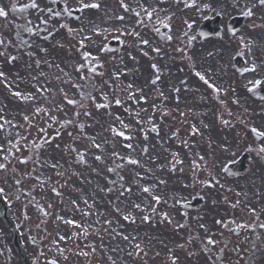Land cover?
<instances>
[{"label":"flooded vegetation","instance_id":"flooded-vegetation-1","mask_svg":"<svg viewBox=\"0 0 264 264\" xmlns=\"http://www.w3.org/2000/svg\"><path fill=\"white\" fill-rule=\"evenodd\" d=\"M33 2L36 8L31 7ZM123 3L128 5L127 12L121 0H0V8L12 19L0 37L6 49V55L0 56V66H5L2 71L10 88V102L18 103L12 91L38 85L41 64L53 71L55 87H48V99L25 101L21 112L38 124L40 135L34 137L39 139L37 150L63 145L69 152L70 141L89 132L91 117H101L104 107L96 105H104L101 101L109 87L131 84L140 96L156 84L159 73L170 83L173 73L183 71L181 67L175 72L168 68L174 56L183 61L192 52L201 59L211 55L214 84L221 89L212 96L213 144H206L194 132L191 153L184 150L178 170L167 169L165 164L158 168L154 165L155 152H151V164L136 169L133 185L127 188L121 170L108 171L103 158L101 194L99 201L90 197V213L97 212L105 221L111 217L114 227L120 232L127 229L133 242L138 241L141 231L147 232L151 251L180 245L191 264H264V152L260 151L264 149V137L257 138L251 132L253 127L264 132V6L257 0ZM85 4L98 7L85 8ZM143 7L158 11L149 20ZM21 8L25 10L19 11ZM248 10L251 16L244 14ZM119 16L124 19H117ZM205 22L213 24L214 30L203 38L200 27ZM8 23L0 21L1 28ZM133 32L139 35L129 34ZM145 39L147 45L139 42ZM11 56L17 59L10 62ZM68 99L75 103L68 104ZM37 108L42 111L37 112ZM198 113L194 104L192 115L198 117ZM230 163H240L244 172L237 175V171H230ZM144 187L150 191L143 192ZM153 196L160 197V202ZM136 204L143 211L135 208ZM125 215L133 218L132 229L123 219ZM145 215L150 217L147 222L143 220ZM43 221L51 224L49 217ZM208 237L215 243L207 245ZM45 239L41 237L42 243ZM120 254L118 262H125V253Z\"/></svg>","mask_w":264,"mask_h":264},{"label":"rangeland","instance_id":"rangeland-1","mask_svg":"<svg viewBox=\"0 0 264 264\" xmlns=\"http://www.w3.org/2000/svg\"><path fill=\"white\" fill-rule=\"evenodd\" d=\"M197 50L199 49L196 48V51ZM4 68L5 66H0L1 70H4ZM44 72L45 71L43 69H39L38 71V87L20 88L19 92L22 94V96H27L30 94L33 99L36 100L39 98L37 95L40 93V87H42V89L44 88L43 96L46 95L45 87H55L53 82H55L56 78H53L52 74ZM60 77H64V75L60 74ZM61 87L65 86L62 85ZM155 88L158 87H154V89ZM3 91H5V87L0 86V117H2V119H0V125H3V127H0V163H4L7 170H0V185L5 189L4 193H7V197L12 203L11 211L14 217L17 216L16 219L19 223H23V221L28 218L26 215L29 213H32V218L35 221L39 220L40 213L43 211L37 207L39 204L36 203L35 206L30 204L34 202L28 195V190H33L35 194L41 199L42 204H40V206L44 209V211H49L52 218H55L56 216L62 218L60 219L57 227L54 230L51 229L54 252L47 248L46 252H44V247L30 244L24 234V241L26 240L24 242L25 248L29 257L33 259L36 264H49V259L51 258L56 259V261H58L60 264L63 262V259V264H116L115 260L118 259L116 255H120V252L117 251H123L124 249L118 245L121 243L110 240L108 244L104 245L103 242H105L107 238H102V234L96 233L95 235H89L88 231H84L86 230L85 224L87 223L86 217L84 215V211H86L87 208L85 198L87 196V190H89L88 186L90 183H88V181L93 179L90 168L96 161L92 159L90 151L89 153L83 154L82 148H87L89 150V147H93L92 140L95 139V142L98 140L97 136L92 134L95 130L93 123L89 130V135L80 138V140L82 139L81 144L75 140L70 141L71 143L76 144L75 152L74 150L72 153H70V151L67 152V150L61 151V148H50L48 151L41 152L33 149V151L31 150L28 153L26 144H31V136H34L35 134H28L27 130L30 129L33 131L31 124V121L33 120H31L30 117V120H28V123H26L22 121V119L13 116L15 112H17L16 115L20 117L22 116V108H19L21 105L16 103L15 105H18V107L10 105L11 103ZM47 91H49L48 88ZM118 93L123 94V92ZM48 96H46V98H48ZM153 98L154 96L152 97V95H149V98L146 101L147 104L149 103L151 106H153ZM105 99L107 103L110 101V105L105 108L103 112L104 116L102 115L101 121L97 123L99 127L104 126L103 128H107V131L103 132V136L106 141H103V138H101L100 144L102 145L104 142L106 144L109 143V147L111 148L110 150L112 151L113 147L119 143L117 148L122 152L121 155L123 159L120 164L123 165L122 167L124 169V175L127 178L134 177L132 172L136 170L138 166H142L144 164L146 166V163H148L147 165L151 164L149 161H146V158L149 157V152H155V150L149 151L148 155L140 158L139 163L142 164L136 165L126 163V156H128V159H139L138 157L141 156L143 143H140V141H142V137L140 136L141 133L139 132L140 129L134 125L135 116L133 114L129 113L125 116V113L122 112V109H125L127 112L128 106L125 107L123 105L124 103L117 105L115 103V100L117 99L115 95ZM185 99L192 100L193 98L188 96ZM183 102L181 103L182 106L180 105L182 108L185 106H190L191 104L187 100H183ZM136 108L140 110L141 106ZM146 110L147 108H145L144 113H142V117L143 115L145 116ZM137 113H139V111H137ZM116 117H119V120H117ZM107 119L110 121H107ZM94 120H96V118H94ZM5 121L10 123H5ZM120 121H123V124H121ZM158 122V117L155 116L152 120V123L155 124ZM166 122L168 123V120H166ZM110 123H112V125L115 123L117 129H121L128 132V134H131V139L126 140L118 137L111 131L112 127L110 126ZM125 125H127V127H125ZM168 128L169 127L166 125L163 131L160 130L159 135H161V138H164L168 135ZM136 130L137 132H135ZM21 132L22 134H20ZM134 132L139 133V135L134 134ZM158 141L157 135L156 138H154L155 145L158 144ZM34 142L37 143L38 139L35 138ZM128 143L133 145L131 149L125 146ZM171 149L175 150L173 147ZM111 151L108 156V163L113 164L114 156L113 152L111 154ZM5 155L8 156L7 160L4 159ZM81 155L85 161L84 163L79 162ZM157 155H159V153H157ZM42 157L46 159L47 164H52V159L57 160L59 168H54L50 174L46 173L44 170L40 172L41 166L39 165V159ZM21 161L28 162L21 163ZM156 163H154V165L159 167L158 162ZM57 172L61 173V175H57ZM39 173L42 175L41 180L44 176L48 177L47 182L44 183L41 180L36 179ZM77 176H81V178H78ZM17 179L20 180V184L15 183V180ZM95 179L98 181L97 176H95ZM93 181L94 182L90 186L95 184V180ZM53 187L56 188L59 195L52 191ZM94 193L100 194L101 192L98 189V192L94 191ZM48 205H51V208H49ZM101 219L102 222L98 225H102L104 223V218ZM109 219L113 221L111 217ZM68 220L74 221V223H77L80 228L74 229V224L70 225L66 223ZM23 225L25 226V223H23ZM24 226L21 225V227L25 228ZM111 230L115 235L118 233L116 229L112 228ZM34 234L35 236L38 235L36 232ZM61 236H63L65 239L61 240ZM0 248L3 249L1 260L4 261V263L0 262V264H20L9 230L1 221ZM142 250H146V248ZM146 252L148 253L143 254L142 252V254L139 255L138 264L142 259L147 258L149 253H151L152 256L157 259L162 258L164 260L172 259L180 254L183 258V261L188 262L186 252L184 251H180L178 253L175 251H170L169 253H166L165 251H159L156 249L155 253L149 250ZM45 257L47 259H45ZM58 259H61L62 262ZM112 259H114V261L109 263V261ZM168 264H171V260H169Z\"/></svg>","mask_w":264,"mask_h":264},{"label":"snow or ice","instance_id":"snow-or-ice-1","mask_svg":"<svg viewBox=\"0 0 264 264\" xmlns=\"http://www.w3.org/2000/svg\"><path fill=\"white\" fill-rule=\"evenodd\" d=\"M257 2H258L259 5L264 6V0H257ZM121 5H122V7L124 8L125 12H127V11L129 10V9H128V5H127V4H124V3H123V0H121ZM186 6H187V4H186ZM31 7H32V8H36V7H37L36 3L33 2V3L31 4ZM84 7H85V8H87V7L97 8L98 5H96V4H92V5L85 4ZM150 7H151V6H150ZM24 10H25L24 8L19 9V11H21V12H23ZM143 11H144V13L146 14L147 18H148L149 20H151L153 14H154L155 12H157L158 10H157L156 8L153 7V8L151 9V11H149V8H147V7H143ZM244 14L247 15V16H251L253 13H252L251 10H248V11L245 12ZM135 15H136L137 17H139V16H140V13H139V12H136ZM6 16H7V13L5 12V10H4L3 8H0V17H6ZM117 19H119V20H123L124 17H123V16H119V17H117ZM189 27H191V25H189ZM28 30L31 31V29H28ZM155 31L159 32V28H156ZM129 34H130V35H134V36H138V35H139V33H135V32H133V33H129ZM166 38H167L168 40H171V39H172L171 36H168V37H166ZM139 42L142 43V44H145V45H147V44L149 43V41L146 40V39H145V40H140ZM241 42H243V41H241ZM4 43H5V42H4L3 40H0V45H3ZM180 50H181V49H179V48L176 49V51H180ZM41 51H44V50L41 49ZM153 51L159 52L160 49H159V48H154ZM4 55H6V53H4V52H0V56H4ZM145 55H147V53H145ZM15 59H17V57H15V56H11V57H9V61H10V62H11V61H14ZM37 67H39V62H37ZM152 67H153V68H156V65H153ZM77 71H79V69H77ZM196 75L199 77V79H200L201 81H203V83H204L205 85L208 86V88L212 89L213 92L219 93V92L221 91V89H220L219 87H216V86H214L212 83H210L209 80L206 79L204 75H201L200 72H196ZM3 76H4V73H3V72H0V77H3ZM82 78H83V77H82ZM116 78L118 79V76H117ZM157 79H159V76H157ZM153 83H155V81H153ZM5 87H8V84H7L6 82H5ZM127 88H128L129 90H131L132 85H131V84L127 85ZM12 94H13L14 96L18 97V98H21V99L25 100V101L30 100V99H33V97H32L30 94L27 95V96H22V94H21L19 91L13 92ZM129 95H130V96L133 95V94L131 93V91H129ZM161 95H163V94L161 93ZM65 98H66V97H65ZM142 99H143V97H142ZM67 103H68V104H74L75 101H74V100H71V99H68V100H67ZM115 103H116L117 105H120V104L122 103V101H121L120 99H116V100H115ZM233 103H236V101H233ZM96 107H97V108L105 107V105L97 104ZM36 111H37V112H40V111H42V109L37 108ZM77 115H79V114L77 113ZM85 115H90V113H87V112H86ZM136 115L139 116V113H136ZM181 115H183V113H181ZM53 118H54V117H53ZM0 119H2V117H0ZM24 119L27 120L28 117L25 116ZM116 119L119 120V117H116ZM5 123H10V122L5 121ZM69 123H71V121H69ZM120 123L123 124V121H120ZM137 123H140V121L137 120ZM223 123H224L225 125H227V124H229V121H228V120H224ZM0 127H3V125H0ZM80 127L83 128V125H81ZM125 127H127V125H125ZM43 131H44V129H41V132H43ZM111 131H112L113 133H115L116 135H119V136H121V137H124V139H126V140H130V139H131V136H125V133H124V132H118V133H117L115 128H112ZM152 131H156V129L153 128ZM195 131H196L195 126H193V132H195ZM251 132H252L257 138L264 137V132L258 131L257 128H255V127H253V128L251 129ZM57 135H59V133H57ZM92 146L95 147V148H97V149H101V144L96 143V142H95V139L92 140ZM125 146H126L127 148H129V149H131V148L133 147V145H132L131 143H128V144H126ZM143 151H144V152H147V148H144ZM260 151H261V152H264V149H261ZM116 155H117V154L114 152V153H113V156H116ZM4 159L7 160V159H8V156L5 155ZM95 159H96L97 161H100V160L102 159V157H101L100 155H97V156H95ZM200 159L203 160V159H204L203 156H201ZM79 162H80V163H84V162H85V161L83 160V156H82V155H81V159H80ZM127 162L130 163V164H138V163H139V162H138L137 160H135V159H128ZM21 163H26V161H21ZM50 166L53 167V168H57V167H59V165H57V164H53V165H50ZM122 166H123V165H121V164H116L114 168H109L108 171L112 172V171H114L116 168H120V167H122ZM0 170H7V169H6V165H5L4 163H0ZM57 175H61V173L57 172ZM137 175H138V174H137ZM15 183H16V184H20V180H19V179L15 180ZM162 183H163V182H162ZM130 190H131V189L129 188V189H126L125 191H130ZM4 191H5V189L2 188V187H0V194H3ZM52 191H53L54 193H56L57 195H59V193L57 192V190H56L55 187L52 188ZM142 191L147 193V192H149L150 190H149V188L144 187V188L142 189ZM152 198H153L157 203L160 202V197H158V196H153ZM73 203H75V202H73ZM85 203H87V201H85ZM37 207L40 208L41 211H44V209H43L40 205H37ZM48 207L51 208V205H48ZM134 207L137 208V209H141V206H140L139 204L134 205ZM141 210L143 211V209H141ZM117 211H119V209H117ZM152 211L155 212V209L153 208ZM44 214H45V215H48L49 213L45 211ZM58 219H62V218L58 217ZM123 219L128 220L129 217H128L127 215H125V216L123 217ZM149 219H150V217H149L148 215H145V216L143 217V220H144L145 222H147ZM133 222H134V220H133ZM66 223H68V224L71 225V224H74V221L69 220V221H66ZM107 223H110V222H107ZM217 223H220V221H217ZM77 227H79V225H77ZM179 227H184V225H179ZM200 228H201V229H204L205 232L208 231L207 228L205 227V225H203V224L200 225ZM60 239H61V240H64L65 238H64L63 236H61ZM123 239H124V240H128L129 237H128V236H124ZM133 239H135V237H133ZM214 243H215V241L212 240L211 237H208V239H207V245H212V244H214ZM135 248H136V249H139V248H140V245H139V244H136V245H135ZM129 255H132V253H129ZM52 264H56V262L53 261ZM172 264H176V259H175V258H172Z\"/></svg>","mask_w":264,"mask_h":264},{"label":"bare ground","instance_id":"bare-ground-1","mask_svg":"<svg viewBox=\"0 0 264 264\" xmlns=\"http://www.w3.org/2000/svg\"><path fill=\"white\" fill-rule=\"evenodd\" d=\"M194 64L196 67V71L194 72L193 77L190 79L191 87H184V95L179 94V89L181 87H175L180 84L181 79L183 78V75L177 74V73H173L174 75L173 80L169 83L172 86V87H169V89H172L173 94L171 92L165 94L163 91L159 90L158 99L156 100L155 104L157 107L159 108L161 107L163 112L169 113L170 111H174L179 106V104L182 102L183 96L194 93L192 91L195 89V87H208L207 85L203 83V81L199 79V77L196 75V72H200L201 75H204L205 78L208 79L209 82L213 84V75L211 72V66L213 65V58L211 57V55H205V58L202 60H198V58H195ZM178 66H180V63L173 59L171 60L169 69L178 67ZM161 93L163 95H161ZM160 96H164V97L161 98V100L159 101ZM162 100H167V101H164V104H162L161 103ZM130 111H132V109H130Z\"/></svg>","mask_w":264,"mask_h":264},{"label":"water","instance_id":"water-1","mask_svg":"<svg viewBox=\"0 0 264 264\" xmlns=\"http://www.w3.org/2000/svg\"><path fill=\"white\" fill-rule=\"evenodd\" d=\"M2 204V200L0 198V205ZM1 207V206H0ZM4 212H3V215L5 216V218H8L7 216V212L5 209H2ZM8 225L10 226V228L12 229V232H13V237H14V242H15V245L20 253V256H21V259H24L25 260V263L28 264L27 262V259L25 257V254L22 250V247L20 245V241H19V235H18V232L16 231V229L13 227V225L11 224V222L8 220Z\"/></svg>","mask_w":264,"mask_h":264}]
</instances>
